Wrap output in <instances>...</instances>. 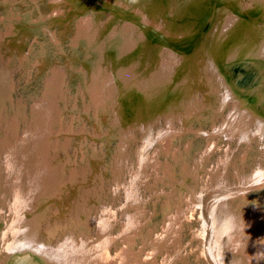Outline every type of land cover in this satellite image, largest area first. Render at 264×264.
Masks as SVG:
<instances>
[{
	"label": "bare ground",
	"instance_id": "obj_1",
	"mask_svg": "<svg viewBox=\"0 0 264 264\" xmlns=\"http://www.w3.org/2000/svg\"><path fill=\"white\" fill-rule=\"evenodd\" d=\"M40 1L51 4L52 14L45 15L41 11ZM18 4L27 8L20 9L15 6ZM0 6V10H5L0 16V27L4 26L5 32H0V37L5 42L10 41L16 49L24 45L28 47L27 35L36 32V35L46 36L47 42H56L64 51L57 27L74 21L73 46L79 47L83 59L81 70H75L85 82L84 92L88 93L89 105L93 106L91 112L98 113L96 127H100L99 121L102 120L99 114L108 110L113 117L114 129L112 133L103 134L82 130V137L94 153L98 151V143H111L112 139L120 138L117 140L116 160L111 165L113 184L106 183L105 174L109 167L104 166L107 161L100 163L103 155L89 154L86 159L87 155L82 151L84 159L81 164L72 163L73 166L69 164L70 168L66 169L65 155L74 128L68 132L63 126V131L52 128L56 122L64 120L65 114L61 113V117L54 114L59 97H51L53 88L58 86L60 90L63 87L65 74L57 77V81H61L59 84H56V77L49 80L43 105L36 104L33 108L35 121L30 127L31 121H26L21 102L17 110L14 107L13 118L5 106L7 100H12L13 76L8 62H4V67L0 63V131L5 129L4 136L0 133V225L9 228L8 232H2L0 227V264H11L13 260L18 264L17 258L21 255L28 257L20 264H46L42 258L55 264H144L156 261V254L146 260L135 251L136 238L147 219L148 204L160 196L159 192L145 194L144 189H152L154 185L151 178L159 172L160 178L166 175L169 179H177L179 186L175 190L204 210L206 191L199 192L193 182L188 181L202 179L201 169L217 174L216 170L204 168L205 155L201 160H195V166L186 162L182 165L181 180L171 177V172L160 176L159 152L164 148L172 149L173 139L187 130H195L192 126L202 119L199 116L203 113L212 120L211 129H197L202 130L203 135L212 138L221 135L239 142H249L256 136L255 141L262 143L260 138L264 141V84L259 85L264 80V0H0ZM36 8L40 10L38 15L35 14ZM68 10L71 12L69 16ZM47 17L54 19L47 21ZM55 20L58 22L53 28ZM206 31L208 37L198 48L201 62L194 49ZM149 47L153 50L152 59L147 56ZM215 50L219 52L216 60L212 57ZM23 54L20 53L19 57L22 61ZM11 56L14 57L12 53ZM4 57L0 52V61H4ZM214 60L224 61L226 67L234 69L237 74L225 73L232 78L235 87L245 92L233 91L231 94L230 85ZM59 72L55 69V73ZM203 90L208 96L202 99ZM242 95L244 99H241ZM212 97L219 100V106L209 102ZM254 101L261 106L260 113L254 111ZM89 105H86L85 112L89 111ZM223 111L219 124L216 120ZM21 115L25 118L23 124L28 126L23 135L18 132L22 126ZM105 134L109 137L103 140ZM135 138H138L135 141L138 148L133 160L128 155V148L134 146L132 140ZM90 141L93 143L89 144ZM2 156H5L4 160ZM229 158L230 155L223 161L224 165ZM23 174L29 179L26 190ZM222 176L223 173L219 172L208 177L212 183H208L206 189H216L210 194L212 202L208 206L211 221L203 212L204 224L197 233L202 242L207 234L204 254L210 253L215 264H226V244L237 248L242 243L241 232L246 224L231 210V204L245 197L246 189H257L259 182L264 184V167L240 177L242 186L238 187H231L227 177ZM170 193L164 191L166 195ZM64 198L77 230L66 238L75 245H54L51 240L60 236L58 231L61 228L59 209L53 200L62 201ZM118 198L122 199L121 204H118ZM115 199L117 204L113 206ZM163 201L170 203L172 200L168 197ZM6 207L12 210L9 220L8 215H4ZM49 207H53L56 219L55 226L45 229L49 237L46 242L37 239V230ZM124 214L127 220L123 219V226L115 235V223ZM210 232L212 240L207 243ZM75 233H79L80 240L74 237ZM166 238L167 234L157 236L155 240L149 238L156 252L164 248ZM114 243L118 249L117 261L109 251ZM33 253L41 259L32 257ZM233 262L242 264V261L236 262V258Z\"/></svg>",
	"mask_w": 264,
	"mask_h": 264
},
{
	"label": "rangeland",
	"instance_id": "obj_2",
	"mask_svg": "<svg viewBox=\"0 0 264 264\" xmlns=\"http://www.w3.org/2000/svg\"><path fill=\"white\" fill-rule=\"evenodd\" d=\"M43 2L44 1L39 2V8H41V11L44 12L45 15L52 14L51 13L52 10L50 7L51 4L46 3L47 5H45ZM15 6H18L20 9L27 8L26 5L23 4H18ZM1 7L2 6H0V8ZM65 7L67 8V6ZM4 12L5 10L1 9L0 16L4 14ZM39 12L40 10L36 8L35 14L38 15ZM67 14L69 16L71 12L69 13L68 10ZM52 19L54 18L47 17V21H50ZM53 22L55 24L53 28H55L58 20H55ZM254 23L256 25L258 24V22L256 21H254ZM41 24L42 23H39L38 25ZM52 24L53 23H51V25ZM75 27L76 26L74 21L73 23L71 21L67 25L63 24L62 26L60 25L59 27H57V34L62 42L64 51H61L60 46L56 42H52V41L51 43L47 42V40H45L47 39L46 36L36 35L37 34L36 32L30 33V35H27L26 33V35L29 36L28 38L25 39L26 43H28V47L24 45L20 49H16L17 47H13L10 41L5 42L3 38L0 37V52H2L3 55L5 56L4 57L5 59H3L4 61H0V63L2 62L1 66L4 67L5 66L4 62H8V65L10 67L11 77L13 76V79L11 80L13 87L12 90H10L12 95V100L11 101L7 100L5 106L8 108L9 110L8 112L13 118L14 116L13 111L15 110L14 107L17 110L18 103L21 102L22 107L25 108L24 113H26L25 114L26 121L28 120L27 121L28 123L31 121L28 124V126L30 125L32 126L33 125L32 123H34L35 121L33 120V114H32L33 108L36 104L43 105L44 103L43 97H44V93L46 92L47 86L49 85V80H52L54 77H56V80L55 79L53 80L56 81V84H59L61 83V81H57V77L59 75L62 76L63 74H65L64 77L65 82L62 81V83H64L63 87H61L60 90L58 86L53 88L51 97H56V98L59 97V102L55 105L56 108H54L55 111L54 114L60 117H61V113L65 114L64 120H61V122L59 123L56 122L57 120H55L54 122H56V124L52 126V128L57 131H61L62 128L64 127L65 131L67 132L71 131L72 127L74 128V132L71 134V139H69V143H70L68 144L69 148L65 155V161H67L66 169L70 168L69 164L71 165L72 163L73 165L76 163L81 164V161L84 159L81 156L83 152L85 155H87L86 159L88 158L89 154H94L93 156L103 155V160L100 161V163L103 164L104 161H107L108 164L107 165L105 164L104 166L109 167L108 173L106 172L105 174L106 176L104 175L107 180L106 183L113 184L114 176L111 165L112 162L116 160L114 157L118 152V144H119L117 143L118 142L117 140H119L120 138L112 139L111 141L113 142L111 143L108 142H103V144L98 143L97 145L98 151L94 153L93 148L89 147V145L86 144L87 143L86 139H83L82 137V135L84 134V132L82 133V130L91 131L92 134L95 133L103 134V133H112L114 132V129L111 124L113 121V117L110 111L108 110L107 111L105 110L99 114L102 120L99 121L100 127H96L98 122L97 121L98 113L91 112L93 106L89 105L91 103V100L89 99L88 93L84 92V89H86L85 82L83 81V79L80 78L78 72L75 70L77 68H80L79 70H81L83 64L82 54L80 52L79 47L73 46L75 40L73 29ZM208 31H206L202 36V38H200L201 42L198 43L196 48L194 49L195 54L198 55L200 59H201V54H200L201 50H199L198 48H200L203 45V43H205L208 37ZM0 32H5L4 26L0 27ZM3 34L5 35V33ZM5 37L6 36H4V38ZM20 37L21 39H23L22 36ZM152 52L153 50L149 47L147 49V56L150 59H152L153 57ZM11 53L12 55H14V57L11 56ZM20 53H24L23 61L22 59L19 58ZM55 69L60 70V72L55 73ZM62 90L65 92V94H63ZM202 93H204V90ZM206 96L208 95H205L204 93L202 99ZM241 97H242L241 99H244L245 96L242 95ZM211 99L212 100L209 102H212L215 106L216 105L219 106L218 99L213 97ZM254 102H253L254 111L256 113H260L262 110L257 107L256 101ZM14 103L16 104L15 106ZM86 105L90 106L89 111L87 112H85L84 110ZM227 106L226 109L228 111L229 107ZM226 109H224V111H226ZM224 111L221 112V114L218 117H220L224 113ZM209 112L214 115L213 112L211 111ZM201 116L202 119L196 121L192 126L194 127L195 130H187L184 134L179 135L177 138L173 139L172 149L164 148L162 151L159 152L158 158L159 157L161 158V159L159 158L161 161L160 176L166 174V172L167 173L171 172L172 173L170 174L171 177L175 176L176 178L181 180L182 167H183L182 165L185 162L188 163V165L190 166L192 165L195 166L197 159L201 160V158L207 155L206 161L203 165L204 168L207 167L209 168V170L210 169L216 170L217 174L219 172H222L223 173L222 177H227V181L229 182L231 187L242 186V183H240L241 181L240 177L243 178L244 176H248L252 174L253 171L259 168L260 166L264 167V161H263L264 151H262L264 150L263 138H260L262 141L261 143L259 140L255 141L256 136L253 137L249 142L247 141L239 142V140H236L235 138L234 139L228 138L226 136H221L220 134H219L220 136L218 134L216 135L219 136V138L208 137L205 134L204 135L202 134L203 132L202 130H197V129L203 127L205 129H209V128L211 129L212 120L207 116V114L203 113L199 117L201 118ZM20 120H22L21 128L23 130L20 128L18 129V132H20L23 135L25 129H27L28 126H26L27 124L26 125L23 124V122L25 121L24 116L21 115ZM216 121L219 122V124H221L222 118L220 117ZM4 132L5 129L3 128L0 131L2 136L5 135ZM87 137L91 139V137H89V134H87ZM108 137L109 135L105 134L103 135L102 138L103 140H105L106 138L108 139ZM137 140L138 138L133 139L132 141L134 142V146L128 148V155L133 160H135L137 157L136 153L138 147L135 145L136 143L135 141ZM91 143L93 142L90 141L89 144ZM208 146L210 148L211 146H213V148L209 149ZM206 152H208V154H206ZM229 155H230V158L228 160L229 162L226 165H224L223 161H226ZM2 158L4 160L5 156H2ZM91 161L93 160L91 159ZM201 174H204V177L200 179L198 182L196 181L194 182L190 180L188 181V183L193 182V184L196 186L199 192H201L202 190L206 191L204 192L203 195L206 199V206L204 210L199 205L193 204L192 201H188L186 199V196H183L179 190L178 191L175 190L179 186L177 183V179H172V178L169 179L166 175L160 178L159 172L157 173L156 176H153L151 178L154 184L152 189L151 188H149L148 190L144 189L145 194L152 193L156 195L157 192H159L158 194H160L159 198H157L156 201H153L151 199L153 202L148 204L149 207L148 210L146 211L147 219L144 221L142 228L143 230L141 229V234L138 235V237L136 238L137 242L135 246L136 249L135 251L140 254L141 259L147 260L150 258L152 254H156V261L153 260L152 262H146L144 264H211V262L215 264L210 253L207 252V254H204V250L206 248L204 243L207 234H204V239H203L204 241L202 242L200 236H197V233L200 231L202 225L204 224V222L202 221L203 212H205L207 216V220L211 221L208 206L212 202V196L210 194H212V192L215 191L216 189L211 188L207 190L206 187L208 183H210V185L212 183L208 177L210 175L215 176L217 174L216 173L214 174L210 171L204 172V169H201ZM26 176L27 174L22 175V179L26 181V184L24 185V190H26L29 187V179L26 178ZM156 177L158 178L157 180ZM164 181L166 182L165 184L163 183ZM259 184L260 185L256 184L258 185L257 189L253 190V187L246 189L245 197L239 198L236 201L232 202L231 204V210L233 209V212L237 214V217L242 218L246 226L244 232H241V234L243 235L242 243H239L237 248L231 247L230 243L225 245L226 249H225L224 261L226 264H233L234 258H236V262L242 261V264L243 263L264 264V184H261L260 182ZM160 185L162 187H160ZM172 190L175 191L171 192ZM164 191H166V193H170V192L171 193L169 195H166L164 194ZM168 197L172 201L170 203L167 202L165 203L163 200ZM54 200H53L54 206H56L59 209L58 216H60L59 219L61 221L60 222L61 228L58 231L60 236L59 237L56 236L51 240L54 243V245H57L58 243L68 245L71 242L68 241L66 237L68 235L72 236L71 234L76 232L77 230L74 227L72 219L69 215V208L65 204L66 198L63 199L64 201L56 200L55 202ZM117 202L118 204H121L122 199L118 198ZM116 204L117 203L115 199L113 202V206ZM52 208L49 207L46 209L47 211H45L46 213H44L43 218L41 219L40 222V226L37 230V239L46 242L49 241V237H47V233L45 231L46 227L49 228L50 225L55 226L56 218H55V212ZM10 209L11 208L8 207L5 208L6 213L4 215L6 216L8 215L7 216L8 220L9 217H11V213H12V210ZM50 215H53V217ZM46 217L47 219H45ZM123 219L127 220L126 214L120 215L118 218V222L115 223V227L113 228L115 235H118L120 229L122 228ZM0 227H2V225H0ZM2 228H1L2 232L3 231L8 232L9 228H7V226H4ZM76 233L74 234L75 235L74 237L80 240L79 233L78 234ZM164 234H167L165 246L160 252H156L149 238L156 239L157 236H161ZM148 235H150L151 237H148ZM212 236L213 235L210 232L207 243H209L212 240ZM109 251L112 257H115L117 261L118 249L115 243L109 247ZM209 260H211V262ZM122 264L124 263L122 262Z\"/></svg>",
	"mask_w": 264,
	"mask_h": 264
},
{
	"label": "water",
	"instance_id": "obj_3",
	"mask_svg": "<svg viewBox=\"0 0 264 264\" xmlns=\"http://www.w3.org/2000/svg\"><path fill=\"white\" fill-rule=\"evenodd\" d=\"M216 51V50H215ZM217 53L219 54V52L218 51H216L215 53L213 52V54H212V57H216L217 56ZM215 60H216V58H215ZM214 60V61H215ZM224 61H222L221 63L220 62H216L215 61V64L218 66V67H220L221 68V72L223 73V77L224 78H226V81H227V83L230 85V91H231V94H232V92L233 91H235V90H237V91H235V92H237L238 94H240V93H243V92H245L242 88L240 89V88H238V87H235L234 86V84H232L231 83V75L232 74H237L235 71H234V69H232V67H230V66H225V65H227V64H225V63H223ZM222 65V66H221ZM224 66H225V68H224ZM225 71L226 72H228L229 73V75L230 76H228V75H226L227 73H225ZM237 79H239V78H237ZM257 79V78H256ZM257 81V80H256ZM264 84V80H262V81H260V83H259V85H263ZM252 89H250L249 91H251ZM262 90H264V87H263V89ZM247 93H249V92H247ZM241 97V96H240ZM240 97H239V99H240ZM253 104V103H252ZM257 105V107L259 108V109H261V106L260 105H258V104H256ZM26 255V254H25ZM29 255V254H28ZM34 256H36L34 253L32 254V257H34ZM19 257H21V258H17V260L19 261L18 262V264H20V263H23L24 261H26V257H28V256H24V255H21V256H19ZM36 258H40L39 256H36ZM14 259V258H13ZM21 259V260H20ZM41 259V258H40ZM42 260L44 261V263H46V264H55V263H53L52 261H48V258H46V260L45 259H43L42 258ZM15 260H13L12 262H11V264H14L15 262H14ZM16 264V263H15Z\"/></svg>",
	"mask_w": 264,
	"mask_h": 264
}]
</instances>
